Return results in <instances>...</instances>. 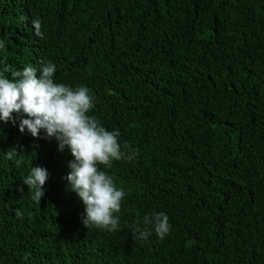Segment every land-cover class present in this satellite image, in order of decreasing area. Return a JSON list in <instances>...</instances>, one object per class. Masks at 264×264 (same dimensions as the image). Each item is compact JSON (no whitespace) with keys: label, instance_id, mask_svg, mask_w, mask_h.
<instances>
[{"label":"trees","instance_id":"obj_1","mask_svg":"<svg viewBox=\"0 0 264 264\" xmlns=\"http://www.w3.org/2000/svg\"><path fill=\"white\" fill-rule=\"evenodd\" d=\"M0 41V74L53 62L136 152L100 166L126 193L119 228H87L70 150L0 121V264H264V0H0ZM154 213L164 239L133 235Z\"/></svg>","mask_w":264,"mask_h":264},{"label":"clouds","instance_id":"obj_2","mask_svg":"<svg viewBox=\"0 0 264 264\" xmlns=\"http://www.w3.org/2000/svg\"><path fill=\"white\" fill-rule=\"evenodd\" d=\"M27 17H21V22ZM34 34L43 39L41 21H31ZM4 44L0 41V48ZM4 71H9L8 67ZM56 66L53 62L41 63L38 67L31 64L22 70L12 72V79L0 74V121L16 125L13 114L20 117L19 131L25 129L34 137H40L43 130L46 138H55L59 150H70L73 160L69 161L70 172L66 179L69 190L77 194L85 206V216L82 223L90 226L116 231L119 228L121 201L126 193L118 188L112 176L101 170L100 166L111 168L113 161L131 160L136 155L129 145L131 154L122 150L118 137L119 130L109 131L94 116L88 115L94 107V98L85 86L73 88L56 83L54 74ZM16 147L5 152L9 161L17 166L22 163L17 159ZM46 168L33 166L23 183L28 187L31 199L40 203L44 194L43 186L48 179ZM22 191V189H21ZM23 213L16 211L21 218ZM145 228L136 226L133 235L147 239L151 232L147 226L154 229L160 239L170 232L169 217L165 213H154L143 218Z\"/></svg>","mask_w":264,"mask_h":264}]
</instances>
